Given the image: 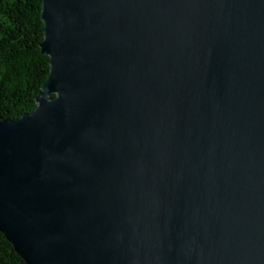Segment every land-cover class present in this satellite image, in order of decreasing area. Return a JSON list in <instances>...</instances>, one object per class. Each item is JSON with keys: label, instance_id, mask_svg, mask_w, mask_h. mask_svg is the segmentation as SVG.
<instances>
[{"label": "water", "instance_id": "water-1", "mask_svg": "<svg viewBox=\"0 0 264 264\" xmlns=\"http://www.w3.org/2000/svg\"><path fill=\"white\" fill-rule=\"evenodd\" d=\"M50 72L0 120V231L27 264H264V0H42Z\"/></svg>", "mask_w": 264, "mask_h": 264}, {"label": "trees", "instance_id": "trees-1", "mask_svg": "<svg viewBox=\"0 0 264 264\" xmlns=\"http://www.w3.org/2000/svg\"><path fill=\"white\" fill-rule=\"evenodd\" d=\"M42 0H0V120L32 111L50 72ZM0 264H27L0 231Z\"/></svg>", "mask_w": 264, "mask_h": 264}]
</instances>
